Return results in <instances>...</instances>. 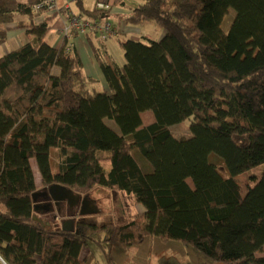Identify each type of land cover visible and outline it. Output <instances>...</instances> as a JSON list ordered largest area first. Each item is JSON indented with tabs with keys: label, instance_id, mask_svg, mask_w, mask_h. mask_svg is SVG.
I'll use <instances>...</instances> for the list:
<instances>
[{
	"label": "trees",
	"instance_id": "16d2710c",
	"mask_svg": "<svg viewBox=\"0 0 264 264\" xmlns=\"http://www.w3.org/2000/svg\"><path fill=\"white\" fill-rule=\"evenodd\" d=\"M39 1L0 0V43L13 23L31 36L0 58V264H98L82 256L91 245L105 264H264V0H136L125 24L164 35L120 42L123 67L95 54L108 91L87 88L94 80L66 41L45 42L53 16L34 23ZM144 113L154 119L145 127ZM188 120L191 137L175 138L170 127ZM31 161L41 194L103 188L144 212L123 224L80 217L63 231L38 212ZM258 169L241 196L234 178Z\"/></svg>",
	"mask_w": 264,
	"mask_h": 264
},
{
	"label": "crops",
	"instance_id": "0c3cea01",
	"mask_svg": "<svg viewBox=\"0 0 264 264\" xmlns=\"http://www.w3.org/2000/svg\"><path fill=\"white\" fill-rule=\"evenodd\" d=\"M107 1L110 7L107 11L108 17L102 20H106L113 25L114 32L112 38L107 44L101 43L98 39L93 36H82L72 34L67 40L68 45H70L69 53H75L79 56L82 63V73L85 77L93 79L94 82L89 84L87 88L89 90L95 91H108V87L102 75V72L99 68L98 62L96 60L95 54L101 55L105 52L111 61L115 63L118 67H123L125 65L124 55L120 49V42L131 40L135 42L149 43V42H158L164 35L162 29L155 30L153 25L150 23H145L139 26H130L125 24L123 17L128 15L130 11L140 4L136 0H81V6L84 11L91 12L95 9L97 2ZM76 2L72 3V11L80 15L81 17L89 20H95L87 17L79 11V8L76 7ZM52 17V20L49 24L50 31L45 38V42L54 49H59L64 41L62 37L61 30L66 25V20L63 14H51L44 15L42 18H35L34 23L38 24L47 17ZM18 19L24 20V18L17 17ZM16 23L6 25V39L4 43H0V58L4 55L14 51L21 46L29 43L31 41V36L27 35L24 29H15ZM154 30V31H153ZM151 31L156 34V38L150 37ZM54 75L59 73L57 68L52 70ZM148 114V113H144ZM142 114V116L144 115ZM141 116V117H142ZM154 119L152 120V122ZM143 122V121H142ZM151 122V123H152ZM150 123V124H151ZM149 125V124H148ZM147 125L143 124V127ZM144 212V211H143ZM142 212V213H143ZM58 218V217H57ZM73 218H65L60 222L61 224L73 223ZM70 227V226H69ZM74 230V225H73ZM86 250V251H84ZM85 252V256L93 254L98 264H105L103 257L99 251L98 255L91 246L83 249L82 256ZM102 257V258H101Z\"/></svg>",
	"mask_w": 264,
	"mask_h": 264
},
{
	"label": "rangeland",
	"instance_id": "374dc122",
	"mask_svg": "<svg viewBox=\"0 0 264 264\" xmlns=\"http://www.w3.org/2000/svg\"><path fill=\"white\" fill-rule=\"evenodd\" d=\"M234 16H235V12L231 9L229 11V14L226 15V17L222 22V29L224 32H228ZM150 24L153 25L154 28H156L155 30L157 31L160 30V28H158L154 23H150ZM150 37H153L154 39L156 38V34L151 31ZM152 120H153V115L151 113L144 114L142 116V121L144 125L150 124ZM110 124L114 128L116 127L113 122H111ZM189 126H190V121L188 120L170 127V132L175 138H189L191 137ZM57 154H58L57 149L50 150V163L53 173L57 172V164H58ZM133 157L141 168H143L144 170L145 168L151 170V165L140 155L138 151L133 152ZM208 159L210 162L212 161V163H214L217 166V169L219 170L220 173H222L223 175L226 174V171L224 169L221 160L216 155L211 154ZM31 166L34 172L37 191L39 192V194H41L42 193L41 179L34 161H31ZM260 170L261 169L254 170L250 173H246L234 178L241 196H244L246 194L247 188L250 184V180H249L250 174L254 173L255 175H258L260 173ZM187 183L189 184L190 187H192V183L190 180H187ZM78 197H79V203L77 206L70 207L68 204L62 203V205H59L60 206L59 210L56 209L57 207H53L54 204H51L52 202L50 201L51 202L49 203L50 207L46 212L47 220L57 226H60L61 220L65 218H73V220L76 221L80 217L90 216L93 217L94 220L97 222L114 221L116 223L123 224L131 220L135 215L141 214L144 211V208L141 205H138L131 196L129 197L124 193L112 192L103 188H96L90 193L86 195H80ZM84 198H87V200L90 202L89 208L92 210L95 209L97 213L86 216L79 215L81 201ZM37 200H39L38 205L42 209L44 205L43 203L45 202H43V200L41 201L40 199ZM41 209L39 210L37 209L38 212L41 213L42 211ZM97 240L99 241L100 239ZM91 247L98 255H100L98 248L94 247V245H91ZM83 256H85V252ZM153 264H155V261L153 262Z\"/></svg>",
	"mask_w": 264,
	"mask_h": 264
},
{
	"label": "built area",
	"instance_id": "2783aa9c",
	"mask_svg": "<svg viewBox=\"0 0 264 264\" xmlns=\"http://www.w3.org/2000/svg\"><path fill=\"white\" fill-rule=\"evenodd\" d=\"M73 2L74 0H40L31 8V13L36 18L57 13L63 14L66 25L61 30V34L66 41V52H69L70 45L67 40L72 34L93 36L103 44H107L114 32L113 25L106 20H89L75 14L72 11ZM95 8L102 11L110 9L107 1L97 2Z\"/></svg>",
	"mask_w": 264,
	"mask_h": 264
},
{
	"label": "water",
	"instance_id": "95a60500",
	"mask_svg": "<svg viewBox=\"0 0 264 264\" xmlns=\"http://www.w3.org/2000/svg\"><path fill=\"white\" fill-rule=\"evenodd\" d=\"M43 195L46 197L45 198L46 201H51L52 203H54V207H58V205H60L62 203H66L70 207H73V206H77L79 203V197L78 196H75L72 193V191H70L69 189L62 187V186H59V185H52V186L48 187L47 190L45 192H43ZM89 206H90V202L87 200V198H84L81 201L79 215L80 216H86V215L97 213L95 209L92 210L89 208ZM73 225H74V222L71 224L64 223V224H61V229L63 231L72 232L73 231Z\"/></svg>",
	"mask_w": 264,
	"mask_h": 264
},
{
	"label": "flooded vegetation",
	"instance_id": "af4514ba",
	"mask_svg": "<svg viewBox=\"0 0 264 264\" xmlns=\"http://www.w3.org/2000/svg\"><path fill=\"white\" fill-rule=\"evenodd\" d=\"M40 196V200L42 201L43 200V202H45V203H43L44 205H43V208L41 209V207H38L39 209H41V210H48L49 209V203H51L50 201H46L45 200V196L43 195V194H40L39 195ZM51 204H54V203H51ZM60 205H62V204H60ZM54 207V206H53ZM59 208H60V206L58 205V207L56 208V209H58L59 210Z\"/></svg>",
	"mask_w": 264,
	"mask_h": 264
}]
</instances>
